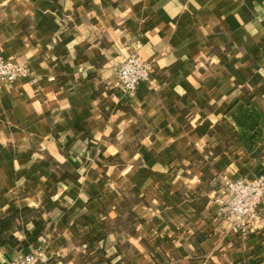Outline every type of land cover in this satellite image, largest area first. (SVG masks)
Here are the masks:
<instances>
[{
  "label": "crops",
  "instance_id": "obj_1",
  "mask_svg": "<svg viewBox=\"0 0 264 264\" xmlns=\"http://www.w3.org/2000/svg\"><path fill=\"white\" fill-rule=\"evenodd\" d=\"M0 54L31 70L0 97V264H264V203L217 214L222 173L264 170L231 116L264 113V0H0Z\"/></svg>",
  "mask_w": 264,
  "mask_h": 264
},
{
  "label": "built area",
  "instance_id": "obj_2",
  "mask_svg": "<svg viewBox=\"0 0 264 264\" xmlns=\"http://www.w3.org/2000/svg\"><path fill=\"white\" fill-rule=\"evenodd\" d=\"M151 63L131 52L117 69V85L124 92L134 93L142 80L150 78ZM30 66L11 57L0 54V97L6 86L30 73ZM220 192L217 198L220 218H229L236 230H245L257 221L260 216L257 206L264 203V173L254 176L230 178L225 173L220 175ZM42 244L37 243L28 253L10 264H48L44 257Z\"/></svg>",
  "mask_w": 264,
  "mask_h": 264
},
{
  "label": "trees",
  "instance_id": "obj_3",
  "mask_svg": "<svg viewBox=\"0 0 264 264\" xmlns=\"http://www.w3.org/2000/svg\"><path fill=\"white\" fill-rule=\"evenodd\" d=\"M231 116L239 127L238 143L247 151H253L263 140L264 113L254 104L242 102L233 108Z\"/></svg>",
  "mask_w": 264,
  "mask_h": 264
}]
</instances>
